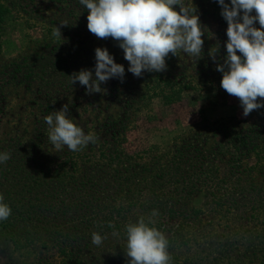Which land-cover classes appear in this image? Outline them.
<instances>
[{"label": "rangeland", "instance_id": "obj_1", "mask_svg": "<svg viewBox=\"0 0 264 264\" xmlns=\"http://www.w3.org/2000/svg\"><path fill=\"white\" fill-rule=\"evenodd\" d=\"M0 3L8 7L0 24V151L10 153V159L0 164V195L6 199L12 194V207L18 210L42 201L41 208L36 210V220L47 230H42L30 250L16 251L8 229L0 226V264H61L63 261L59 246L49 235V226L60 231L62 226L69 225L67 215H62L61 220L63 212L57 210L70 187L63 179L52 176L50 168H56L67 148L57 150L52 145L45 117L64 104L68 105V116L86 133L97 136L99 143L102 127L108 116H112L121 148L131 164L151 167L154 174L159 168H166L180 150L186 157L184 175L208 178L220 185L231 177L246 175L253 166L259 168L264 162V107L244 116L239 98L224 92L220 86L222 73L216 70V64L222 63L221 53L226 51L222 48L227 40V22L212 0H193L204 30L201 58L187 57L178 50L177 66L167 65L171 76H180L178 72L186 74L195 91L183 102L173 104L159 97L145 98L144 87L152 72H144L140 77L128 72V61L117 41L111 37L98 38L89 32L88 10L79 0H0ZM57 27L61 36L53 35ZM97 47H106L115 61L124 65L125 75L122 80L112 78L102 83L101 88L106 92L86 94L85 86L71 83V75L82 68H94ZM213 51H218L216 60L209 55ZM203 82H212L216 87L206 83L203 89ZM112 88L116 89L114 94L110 93ZM244 136L255 138L254 150L243 147ZM15 147L28 148L34 160L37 159L30 163L29 172H32L28 176L15 177L11 171L9 161ZM202 155L204 159H199ZM261 171L253 176L264 182V168ZM208 199L206 193H200L193 202L204 210L201 216L204 220L210 214ZM77 211L78 222L97 214L87 203L80 204ZM116 215L115 227L119 230L115 235L126 240L122 233L127 214L121 211ZM164 224L159 230L168 239L173 227ZM24 226L29 230L30 226ZM252 227L241 229L239 244L246 242L244 236L250 240L257 236L264 239L261 231L251 236L258 225ZM207 247L208 244L194 243V250ZM125 252L126 248L110 251L108 257L118 260L121 258L118 254Z\"/></svg>", "mask_w": 264, "mask_h": 264}, {"label": "trees", "instance_id": "obj_2", "mask_svg": "<svg viewBox=\"0 0 264 264\" xmlns=\"http://www.w3.org/2000/svg\"><path fill=\"white\" fill-rule=\"evenodd\" d=\"M212 2L221 10L216 0ZM7 13L8 7L0 3V24ZM225 54L226 51L221 53L222 62ZM167 59L168 66H177L176 56L169 54ZM169 68L150 74L144 87L145 98L159 97L167 104H173L183 102L195 92L186 74L178 72L180 76H171ZM206 83L216 87L212 82H203V89ZM115 90L112 88L110 93L114 94ZM115 125L112 116H108L102 127L100 143L95 140L78 151L67 149L56 168H50V174L54 173L52 176L63 179L70 187L68 196L57 210L63 212L61 220L64 219L62 215H67L65 219L69 225L66 228L62 226L60 231L49 226V235L54 239L53 243L59 246L63 257L61 264H128L126 253L118 254L121 257L118 260L108 257L110 251L126 248V240L115 235L119 230L115 227L118 222L116 213L121 211L127 214L126 224L143 217L146 221L151 220V226L157 229H161L163 223H166L164 226L173 227L167 239L169 264H264L262 237L250 240V237L244 236L246 242L238 243L243 227L258 225L251 236L264 232V182L253 176L262 172L264 162L259 168L253 166L246 175L231 177V180H224L220 185L208 178L184 175L186 157L180 150L176 151L166 168H159V172L154 174L151 167L131 164L121 148L122 141L114 129ZM40 135L41 132L38 138ZM248 136L242 137L246 140L243 147L252 151L257 142L255 138L248 139ZM34 159L33 152L28 148L15 147L9 161L14 176H28L32 172H29L31 164L37 162ZM199 159H204V156ZM44 175L48 176V173ZM200 193H206L209 197L210 214L207 220L201 217L204 210L193 205L196 195ZM3 201L12 211L6 220L0 221V226L8 229L16 251L30 250L33 241L45 230L36 220V210L41 208L42 201L26 210L12 207V194H8ZM85 203L97 214L90 220L80 219L78 222L77 209ZM24 224L30 226L29 230H25ZM94 232L105 237L99 246L92 243ZM122 235L125 236V227ZM194 243L208 244V247L201 251L194 250Z\"/></svg>", "mask_w": 264, "mask_h": 264}, {"label": "clouds", "instance_id": "obj_3", "mask_svg": "<svg viewBox=\"0 0 264 264\" xmlns=\"http://www.w3.org/2000/svg\"><path fill=\"white\" fill-rule=\"evenodd\" d=\"M227 22L226 54L216 70L222 73L220 86L239 98L243 115L264 107V0H216ZM88 10L87 29L98 38L117 41L128 61L127 71L140 77L144 72L167 69L166 58L179 50L199 60L204 30L193 0H79ZM178 6V9L177 7ZM254 13V14H253ZM258 22L259 27L255 26ZM67 25V24H61ZM53 35L61 36L57 27ZM93 69L82 68L71 75V83L85 86L86 94L106 92L101 84L123 79L124 65L117 63L106 47H97ZM209 53L216 60V53ZM48 139L61 150L78 151L98 139L68 116V105L45 117ZM10 153L0 151V164ZM11 207L0 195V221L11 215ZM152 221L143 217L125 225L128 264H169L168 240ZM105 237L92 233V243Z\"/></svg>", "mask_w": 264, "mask_h": 264}]
</instances>
